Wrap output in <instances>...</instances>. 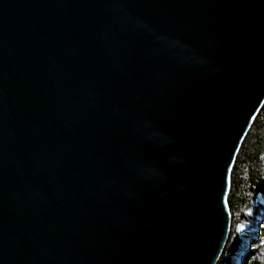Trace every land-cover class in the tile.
Returning <instances> with one entry per match:
<instances>
[{"label": "water", "instance_id": "1", "mask_svg": "<svg viewBox=\"0 0 264 264\" xmlns=\"http://www.w3.org/2000/svg\"><path fill=\"white\" fill-rule=\"evenodd\" d=\"M264 107V0H0V264H218Z\"/></svg>", "mask_w": 264, "mask_h": 264}, {"label": "trees", "instance_id": "2", "mask_svg": "<svg viewBox=\"0 0 264 264\" xmlns=\"http://www.w3.org/2000/svg\"><path fill=\"white\" fill-rule=\"evenodd\" d=\"M264 107L248 133L231 175L228 197L232 217L227 246L218 264H232L238 248L248 245L252 249L241 259L243 264H264V230L256 233L258 218L264 211ZM264 227V218L261 220ZM247 225L248 230L239 233L238 228ZM252 229V230H250ZM254 229V230H253Z\"/></svg>", "mask_w": 264, "mask_h": 264}, {"label": "rangeland", "instance_id": "3", "mask_svg": "<svg viewBox=\"0 0 264 264\" xmlns=\"http://www.w3.org/2000/svg\"><path fill=\"white\" fill-rule=\"evenodd\" d=\"M264 206V202L262 203ZM264 218V211L261 213L260 217L258 218L259 222L256 225V233L259 237L260 233L263 232L264 227L262 226L261 220ZM248 230V226L247 225H241L238 228V232L239 233H244L247 232ZM252 230V229H250ZM254 230V229H253ZM251 241L249 239V243L247 246H245V248L243 249V246H240V248H238L237 253L235 255V257L233 258V263L232 264H243V260L241 259L242 257L244 258V256L252 249L251 247Z\"/></svg>", "mask_w": 264, "mask_h": 264}]
</instances>
